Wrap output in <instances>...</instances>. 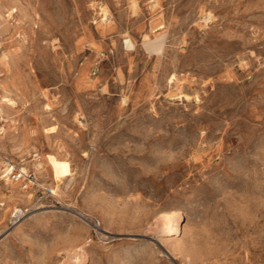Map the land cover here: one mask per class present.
I'll use <instances>...</instances> for the list:
<instances>
[{
  "label": "rangeland",
  "instance_id": "374dc122",
  "mask_svg": "<svg viewBox=\"0 0 264 264\" xmlns=\"http://www.w3.org/2000/svg\"><path fill=\"white\" fill-rule=\"evenodd\" d=\"M0 86V264H264V0H0Z\"/></svg>",
  "mask_w": 264,
  "mask_h": 264
},
{
  "label": "bare ground",
  "instance_id": "6f19581e",
  "mask_svg": "<svg viewBox=\"0 0 264 264\" xmlns=\"http://www.w3.org/2000/svg\"><path fill=\"white\" fill-rule=\"evenodd\" d=\"M16 1V0H15ZM14 2V1H13ZM21 2V1H20ZM18 3V2H17ZM16 4V3H15ZM12 7V6H11ZM102 7V6H101ZM11 9V8H10ZM10 9H8V10H10ZM101 10L103 11V15L105 16L106 15V10L104 9V8H101ZM15 12V11H14ZM13 13V12H12ZM11 14V13H10ZM102 15V14H101ZM107 16V15H106ZM161 27V26H160ZM163 34L162 33H159L158 35H156L155 36V38L153 39V40H151L150 38H147V39H145L144 41H143V44L145 45V47H147V48H152V49H154V50H157V51H162V45H163ZM7 42V41H6ZM13 45V44H12ZM125 45H126V47H133L134 45H133V43H132V41L130 40V38H127V39H125ZM6 46V45H5ZM8 46V45H7ZM10 47V46H9ZM12 47V46H11ZM12 49V48H11ZM10 49V50H11ZM17 49V48H16ZM10 56V55H9ZM8 56V57H9ZM14 57V56H13ZM3 58V57H2ZM7 58V57H6ZM8 60H6V62H7ZM10 62V61H9ZM13 65V64H12ZM10 67H12V66H10ZM13 69V68H12ZM8 70H10V68L8 69ZM10 75V74H9ZM14 77V76H13ZM7 79V78H6ZM1 87V86H0ZM2 88V90H3V87H1ZM5 91V90H4ZM21 91V90H20ZM15 94V93H14ZM23 95V94H22ZM19 96V95H18ZM4 99L3 100H1L2 102H3V105L5 106V105H12L13 103H14V101L11 99V98H7V97H5V96H2ZM26 97V96H25ZM19 98H20V96H19ZM15 100H16V98H15ZM20 101V100H19ZM17 102V101H16ZM22 102V101H21ZM25 102V101H24ZM24 107H25V105H24ZM0 118L5 122V123H7L6 125H9V126H11L12 124H13V121L12 120H10L9 119V117H8V115L3 111V107H1L0 106ZM2 126V125H1ZM4 126V125H3ZM21 127V126H20ZM25 128V127H24ZM5 129V128H4ZM4 129L1 131V134H2V132L4 131ZM46 130H52L51 129V127H47L46 128ZM27 131V130H26ZM25 131V132H26ZM16 132V131H15ZM14 132V133H15ZM9 133V132H8ZM24 134V133H23ZM31 134V133H30ZM33 134V133H32ZM4 135V134H3ZM11 135V134H10ZM6 136V135H5ZM4 136V137H5ZM9 137V136H8ZM23 137H24V135L22 136V138H20L21 139V141H22V143L24 142V139H23ZM28 137H30V136H28ZM7 138V137H6ZM9 138H11V140H13V142H14V139H15V137L14 136H12V137H9ZM31 140V139H30ZM34 140V139H33ZM7 141V140H6ZM9 141V140H8ZM20 141V142H21ZM4 142H5V140H4ZM2 143V142H1ZM8 143V142H7ZM16 143V142H15ZM3 145V144H2ZM7 145V144H6ZM9 145V144H8ZM20 145V144H19ZM31 145V144H30ZM4 146V145H3ZM5 147V146H4ZM25 149V148H24ZM28 149H30V147H28ZM34 149V148H33ZM3 150V149H2ZM1 150V151H2ZM8 150V149H7ZM26 150V149H25ZM32 150V149H31ZM36 150V149H35ZM11 152V151H10ZM2 153H4V152H2ZM8 153H9V151H8ZM29 153V152H28ZM36 154V153H35ZM34 154V155H35ZM58 155V154H57ZM38 156V155H37ZM18 157V156H17ZM39 157V156H38ZM53 166H54V169H55V173H56V176H57V178L60 180V183L57 185V190L56 191H58V189H59V185H61V183L63 182V180H64V177H63V174H64V169H63V163H62V160L59 158V157H57L56 155H53ZM36 159H38V158H36ZM29 161V160H28ZM22 163V162H21ZM25 163V162H24ZM30 164V166L31 167H33V169H35V170H39L40 168H41V162H40V160H32V161H30L29 162ZM23 164V163H22ZM42 166H44V165H42ZM22 168H24L25 169V167H22ZM34 172V171H33ZM37 173V172H36ZM42 174H44V173H42ZM40 175V174H39ZM42 180V179H41ZM5 182L3 183V186L6 188V189H9L11 192H14V193H18L19 192V190H18V185H17V183L18 182H13V181H11V180H8V179H5L4 180ZM21 186H22V184H20ZM39 185V184H38ZM3 187V188H4ZM24 187V186H23ZM61 187V186H60ZM51 189V192L54 194V188L52 187V188H50ZM8 193V192H7ZM13 194V193H12ZM179 210V209H178ZM15 212H21V210L20 209H17V210H15ZM85 214V213H84ZM177 216H178V211H176V210H171V211H166V212H160L159 213V215H158V220H161L162 222H164L165 223V225H166V232L168 233H174L175 232V230H176V227H175V224H174V221H175V219L177 218ZM75 246V245H74ZM77 247V246H76ZM68 248H70V247H68ZM73 248V247H72ZM75 248V247H74ZM71 249V248H70ZM80 249V248H79ZM75 253H76V251H75ZM81 255H80V258L78 257L77 259L78 260H80L83 256H82V253H80ZM73 255V254H72ZM85 255V254H84ZM70 257V256H69ZM83 259V258H82ZM66 260H68V259H66ZM65 260V261H66ZM73 260V259H72ZM79 262V261H78ZM77 263V262H76ZM70 264V263H69Z\"/></svg>",
  "mask_w": 264,
  "mask_h": 264
},
{
  "label": "built area",
  "instance_id": "2783aa9c",
  "mask_svg": "<svg viewBox=\"0 0 264 264\" xmlns=\"http://www.w3.org/2000/svg\"><path fill=\"white\" fill-rule=\"evenodd\" d=\"M0 176L5 180L11 181H23L24 188H27L29 185H36L35 179L30 171L13 164L11 161H8L6 158H0ZM44 194H51L50 188H42ZM23 214L21 212H13L10 216V224L15 223Z\"/></svg>",
  "mask_w": 264,
  "mask_h": 264
},
{
  "label": "crops",
  "instance_id": "0c3cea01",
  "mask_svg": "<svg viewBox=\"0 0 264 264\" xmlns=\"http://www.w3.org/2000/svg\"><path fill=\"white\" fill-rule=\"evenodd\" d=\"M46 156H47V154H46Z\"/></svg>",
  "mask_w": 264,
  "mask_h": 264
}]
</instances>
